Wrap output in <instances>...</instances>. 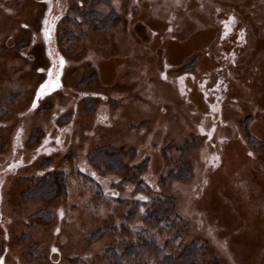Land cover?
Returning <instances> with one entry per match:
<instances>
[{
	"label": "rangeland",
	"instance_id": "rangeland-1",
	"mask_svg": "<svg viewBox=\"0 0 264 264\" xmlns=\"http://www.w3.org/2000/svg\"><path fill=\"white\" fill-rule=\"evenodd\" d=\"M102 144L146 162L143 190ZM52 171L64 194L23 197ZM156 196L202 264H264V0H0V264H108Z\"/></svg>",
	"mask_w": 264,
	"mask_h": 264
},
{
	"label": "trees",
	"instance_id": "trees-1",
	"mask_svg": "<svg viewBox=\"0 0 264 264\" xmlns=\"http://www.w3.org/2000/svg\"><path fill=\"white\" fill-rule=\"evenodd\" d=\"M85 18L88 20L87 16ZM74 22L79 23V20L75 18L67 26L65 34L69 38L72 36L71 27ZM101 22L104 24L105 20L102 19ZM36 132L38 131H32L30 142L35 141ZM124 157L123 150H116L106 144L97 146L89 154V160L93 164L105 170L111 169L115 173L123 172L124 180L135 183L137 191L143 190L144 184L140 177L146 162L135 164L131 168ZM174 171L169 173L170 178L185 176L188 168L179 172ZM67 177L66 174L57 171L34 177L32 178L35 183L34 187L27 188L22 195L24 198L29 197L49 203L65 193ZM173 205L170 196H156L150 202L131 201L127 206L123 223L120 222L121 224L112 228L113 231L117 229L118 235L115 243L104 250L103 255L108 264H123L124 262L130 264H202L197 257L206 249V243L198 240L188 244L180 243L182 233L179 228V219L173 214ZM46 213V211L40 210L35 214L45 215ZM102 230H97L93 236L97 237ZM177 242L178 246L174 252L170 251L171 246ZM209 264H220V262L214 260Z\"/></svg>",
	"mask_w": 264,
	"mask_h": 264
}]
</instances>
